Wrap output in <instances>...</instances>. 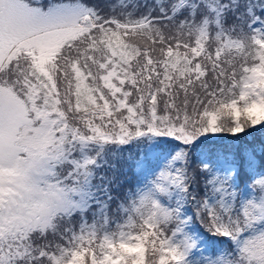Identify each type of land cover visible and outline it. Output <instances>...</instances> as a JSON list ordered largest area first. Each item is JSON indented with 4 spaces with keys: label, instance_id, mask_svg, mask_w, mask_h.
<instances>
[{
    "label": "snow or ice",
    "instance_id": "obj_1",
    "mask_svg": "<svg viewBox=\"0 0 264 264\" xmlns=\"http://www.w3.org/2000/svg\"><path fill=\"white\" fill-rule=\"evenodd\" d=\"M0 264H264V0H0Z\"/></svg>",
    "mask_w": 264,
    "mask_h": 264
},
{
    "label": "trees",
    "instance_id": "obj_2",
    "mask_svg": "<svg viewBox=\"0 0 264 264\" xmlns=\"http://www.w3.org/2000/svg\"><path fill=\"white\" fill-rule=\"evenodd\" d=\"M260 136V134H256L255 137H248V140H253V139H258Z\"/></svg>",
    "mask_w": 264,
    "mask_h": 264
}]
</instances>
